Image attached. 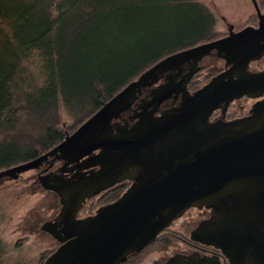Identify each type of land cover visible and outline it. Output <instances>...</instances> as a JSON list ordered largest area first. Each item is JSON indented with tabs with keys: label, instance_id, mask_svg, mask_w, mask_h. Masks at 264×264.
Returning <instances> with one entry per match:
<instances>
[{
	"label": "water",
	"instance_id": "obj_1",
	"mask_svg": "<svg viewBox=\"0 0 264 264\" xmlns=\"http://www.w3.org/2000/svg\"><path fill=\"white\" fill-rule=\"evenodd\" d=\"M251 1L257 26L163 58L51 151L0 173L17 175L49 157L64 161L61 172L73 171L70 177H39L61 204L55 220L42 227L60 242L44 264H120L141 252L189 206L214 205L221 198L227 200L223 222L203 228L202 236L192 239L219 247L230 264H264V106L256 105L252 115L240 120L208 122L223 100L264 90V72L248 71L249 63L264 53V11L257 0ZM213 51L231 67L194 93L186 87L192 73L179 82L168 75L151 91V100L129 117L135 121L115 122L163 74L186 62L194 72ZM179 92V108L155 115L164 99L173 94L177 98ZM129 177L135 182L119 199L100 206L92 216L77 218L88 198ZM167 264L221 263L171 258Z\"/></svg>",
	"mask_w": 264,
	"mask_h": 264
},
{
	"label": "trees",
	"instance_id": "obj_2",
	"mask_svg": "<svg viewBox=\"0 0 264 264\" xmlns=\"http://www.w3.org/2000/svg\"><path fill=\"white\" fill-rule=\"evenodd\" d=\"M217 21L201 0H0V173L51 151L163 58L226 35ZM56 248L10 264H44ZM6 251L0 237V264Z\"/></svg>",
	"mask_w": 264,
	"mask_h": 264
},
{
	"label": "flooded vegetation",
	"instance_id": "obj_3",
	"mask_svg": "<svg viewBox=\"0 0 264 264\" xmlns=\"http://www.w3.org/2000/svg\"><path fill=\"white\" fill-rule=\"evenodd\" d=\"M258 21L256 25L257 26ZM243 28V27H242ZM241 28H234L233 25H228V31L226 35H228L232 31H238ZM224 35V36H226ZM222 36V37H224ZM206 58H211L209 63H203ZM264 59V53L259 59L252 60L249 63L248 71L249 72H264V66L260 64V62ZM221 61L222 65L218 66L216 61ZM199 69L192 72V65L188 62L184 63L179 69H173L171 72H166L163 74L159 80V82L153 86L144 88L139 98L133 102L131 109L127 110L123 116L115 122L124 123L125 120H130V116L139 110V105L142 102L149 101L151 91L160 83H163L167 80V76L170 75L174 77L176 82H179L183 78H187L189 73H192L190 78L186 79V87L190 93H194L198 89L202 88L206 83H208L214 76L222 73L223 71L229 69L231 65H226L225 59L217 54L216 51H213L211 54L204 56L198 63ZM182 92H179L177 98H174V94L169 99H164L159 106V110L155 112V115H159L162 111L167 109H176L179 108L182 104L183 99ZM147 98V99H144ZM256 105L264 106V90H258L251 95H242L240 97H235L233 99H225L218 106H216L211 114L208 116V122L214 123L217 121L223 122H231L234 120H240L245 117L252 115L254 112V108ZM149 110L152 109V106L148 108ZM98 152V151H95ZM195 154L192 156L191 160L195 158ZM64 161L61 159L53 160L51 157L48 159L42 160L37 170V175L35 176L37 182H39L40 186V179L41 175H46L48 173H59L64 174L66 177H70L73 174V171H69L68 168H71V165H68L66 168L68 170L61 172L60 167L63 166ZM99 166H95L94 170H97ZM135 182V179L129 177L122 181L117 182L114 186H111L107 189L102 190L100 193L94 195L91 198H88L84 203L83 207L78 211L77 218L82 219L88 216H92L96 213L97 209L100 206L105 204L112 203L119 199ZM117 190H122L121 193L118 192V197L112 201L105 202L97 206L95 211L92 209L86 210L84 215H81L82 210L84 207L91 201V203L100 200L104 197L107 193H112ZM116 194V193H114ZM58 196V195H57ZM59 199V196H58ZM60 204V201H59ZM61 208V204H60ZM59 209L56 210L54 215L48 218L46 221L42 223L41 229L43 225L50 220H55L59 213ZM196 211V212H195ZM186 213H190L186 218H183ZM227 215V200L219 199L214 205H203L199 206H189L185 212L180 216L173 218L171 222L162 228L154 237L153 241L148 244L146 247L150 245H165L168 246L167 249H163L155 253L158 257L155 260L154 264H167L171 258H182V259H216L221 264H230L228 257L223 253V251L214 245L203 243L201 241L192 239V236H202L201 230L203 228H207L210 226L220 225L225 216ZM184 219V223L181 224L183 229H186L187 233L180 230L173 228V225L178 220ZM47 232V231H46ZM49 233V232H47ZM50 234V233H49ZM168 241V242H166ZM58 246L60 242L57 241ZM56 248V249H57ZM144 248V249H145ZM153 257V256H152Z\"/></svg>",
	"mask_w": 264,
	"mask_h": 264
},
{
	"label": "rangeland",
	"instance_id": "obj_4",
	"mask_svg": "<svg viewBox=\"0 0 264 264\" xmlns=\"http://www.w3.org/2000/svg\"><path fill=\"white\" fill-rule=\"evenodd\" d=\"M205 2L217 16V27L227 32L228 25L242 28L251 25L250 15L255 11L251 0H201ZM206 58L203 63H209ZM218 66L221 61H216ZM264 66V59L260 62ZM37 167L29 168L17 175L0 177V237L7 245L4 262L7 264L22 260L31 263L45 250L56 248L58 243L54 236L41 229L42 223L50 218L60 208L55 192L44 189L37 182ZM98 201H91L84 207L95 211ZM196 212V211H195ZM190 213L184 215L189 218ZM174 223L173 228L183 229L184 219ZM153 256V257H152ZM151 254L142 264H154L157 259Z\"/></svg>",
	"mask_w": 264,
	"mask_h": 264
}]
</instances>
